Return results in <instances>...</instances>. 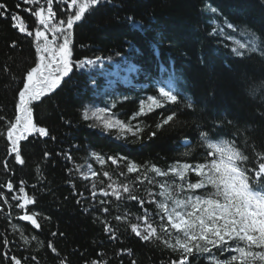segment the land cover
Segmentation results:
<instances>
[{"label":"trees","instance_id":"obj_1","mask_svg":"<svg viewBox=\"0 0 264 264\" xmlns=\"http://www.w3.org/2000/svg\"><path fill=\"white\" fill-rule=\"evenodd\" d=\"M0 2L7 5L8 13L0 16V264H13L11 256L21 259L22 264H60L61 260L65 264H91L96 260L100 261L97 264H170L178 260V254L162 242H145L130 229L145 209L154 225L160 223L155 204L149 206L151 197L147 192L158 193L159 182L171 183V176L149 172V177L158 183L142 179L133 184L138 173H127L124 161L112 164L107 154L126 156L145 167L154 164L162 170L177 160L204 163L206 151L201 146L200 133L207 132L216 141H235L252 157L246 167L257 166L261 160L256 153H264V53L257 51L261 56H255L245 52L237 62H224L220 55L225 54L217 49L212 36L206 38L204 28L208 23L219 26L220 41L231 51L237 46L235 41L250 39L246 32L264 39V24L243 27L246 23L237 16V9L244 13L254 3L264 4V0H110L96 6L73 27L72 59L102 60L92 66L74 67L53 93L33 104V121L46 128L48 135L33 132L20 141L23 164L10 153L7 126L14 122L18 91L26 72L35 66V54L31 41L17 32L10 17L15 14L25 25L36 27L32 13L40 5L46 7V3ZM69 2L54 0L53 10L63 12V19L70 11ZM212 9L217 11L213 13ZM220 10H229L225 13L228 19H222ZM129 18L140 27L130 25ZM253 19L264 23L262 14L254 12ZM225 21L235 23V28L228 29ZM145 62L156 80L146 75ZM188 82L200 86L196 96L199 104L194 109L178 107L187 97L180 90ZM174 83L177 88L171 86ZM161 88L173 91L177 101L148 112L145 98L149 93L159 98ZM141 101L145 102L147 114L137 116ZM99 109H108L106 115L125 123L139 124L143 131L138 137L128 133L118 139L115 129L109 133L91 127L99 123L91 115ZM85 110L89 119H84ZM171 113L176 114L174 120L157 129L156 124ZM241 140L254 149L244 148ZM187 151L191 154L185 157ZM93 152L106 163L101 165L91 155ZM89 169L98 176L91 177ZM104 172H109L110 177ZM189 179L195 182L199 178L190 173ZM8 182L13 184L11 190L6 186ZM121 183L133 186L134 194L142 197L145 204L112 196L108 185ZM101 188L109 195L104 196ZM25 196L33 198L34 203L22 209L18 204ZM32 213L38 214L39 228L19 218ZM118 215H127L128 220H116ZM105 222L112 226L116 239L104 231ZM214 255L227 259L229 253ZM192 264L211 262L205 256L193 259Z\"/></svg>","mask_w":264,"mask_h":264},{"label":"snow or ice","instance_id":"obj_2","mask_svg":"<svg viewBox=\"0 0 264 264\" xmlns=\"http://www.w3.org/2000/svg\"><path fill=\"white\" fill-rule=\"evenodd\" d=\"M30 4H39V0H27ZM63 3L64 0H58ZM110 0H70L67 9L70 10L66 19L56 21L57 13L53 10L54 0H45L46 7L40 5L32 15L38 18V25L34 33L35 50L38 61L25 74L23 87L18 91V102L15 105L16 115L14 122L10 121L7 126V139L11 142L10 153L15 154V160L23 164L21 157L20 141L27 139V135L33 132L41 136H47L46 128L38 127L33 121V104L40 102L43 97L53 93L69 77L74 67L83 68L92 66L101 61V57L74 61L72 49V30L75 24L81 22L86 13L90 14L94 8ZM7 5L0 2V16L8 15ZM217 10L212 9L215 13ZM13 27L19 32L33 36L21 18L15 14L11 15ZM134 27H140L133 18H129ZM17 21H20L17 23ZM228 29L235 26L225 21ZM42 26V27H41ZM219 26L213 31H218ZM48 33H51L49 39ZM250 39L241 43L235 41L236 47L232 49L235 55L243 57L245 52L264 53V39L256 36L255 33L246 32ZM231 39V37H229ZM13 42V47L15 46ZM147 101L148 112L161 108L167 102H176L177 95L173 91L159 90V98L149 96ZM191 107V104L188 105ZM108 109H99L92 112V117L99 123L90 125L99 127L102 132L117 130V138L128 133L139 136L143 129L139 124L133 126L130 123L115 118L114 115H106ZM145 102L141 101L137 116L146 115ZM175 113L163 118L156 128L168 125L175 118ZM84 119H89V112L85 110ZM135 118V117H134ZM3 134V133H0ZM155 132L151 135L155 136ZM201 146L206 148L207 156L204 163H189L180 160L175 161L167 170H162L152 164L147 167L129 161L126 156H108L107 160L112 164L120 161L126 163L127 173H138L136 181L148 180L149 183H158L154 177L150 178L148 173L155 176H171L172 182L167 180L159 182V192L148 191L151 197L149 206L155 204L157 215L160 216V223L154 225L147 209L143 215L136 217L137 223H131L130 229L137 237L145 242L160 241L165 248L178 254V260H171L170 264H192L193 259L205 257L211 264H264V153H256V158L261 162L252 168L246 167L250 164L252 157L246 154V150L239 147L232 140H213L209 133H200ZM190 151L185 152V157ZM48 153H45L47 156ZM101 164L105 159L99 153H91ZM208 157H211L209 160ZM68 159H71L69 156ZM7 168V164H5ZM143 171L141 172V170ZM71 171V169L69 170ZM91 177H97L98 173L89 169ZM194 173L199 179L192 182L189 174ZM85 179L88 174H83ZM104 176L110 177L109 172ZM124 175V173H121ZM179 181V182H178ZM103 183V181H101ZM7 188L12 189L13 184L7 183ZM112 189L111 195L117 200L127 199L137 201L141 206L145 200L134 194L133 186L128 183H121L118 186L108 185ZM92 188H96L93 183ZM198 190H200L198 192ZM19 191L24 193L25 189L20 187ZM104 196L109 192L101 188ZM147 191V189H146ZM124 194H127L125 197ZM96 196V192H92ZM159 197V199H157ZM34 199L25 196L18 207L25 208L33 204ZM79 203V201H78ZM101 203H105L101 201ZM108 212V208L103 209ZM37 213L24 214L19 218L30 221L36 228L40 227L37 221ZM116 220H128L127 215H118ZM104 231L111 233V239H116V233L112 226L105 222ZM56 233H53L55 235ZM62 235V234H61ZM5 244L8 241H4ZM49 247H52L49 244ZM52 251L56 252L55 247ZM131 252V250H122ZM214 253H229L227 259H220ZM235 253V254H233ZM13 264H22L21 259L11 256ZM60 264H65L64 260ZM91 264H97L92 261ZM132 264H136L132 261Z\"/></svg>","mask_w":264,"mask_h":264},{"label":"bare ground","instance_id":"obj_3","mask_svg":"<svg viewBox=\"0 0 264 264\" xmlns=\"http://www.w3.org/2000/svg\"><path fill=\"white\" fill-rule=\"evenodd\" d=\"M229 1H233V0H229ZM240 1V0H239ZM242 2H243V0H241ZM257 2V1H256ZM251 9H248V10H246V12H244V13H242L241 11L239 12V10L237 9V11L239 12H237V16L240 18V20H242V22H245L246 24H243V27L244 26H246V27H251V26H253L251 23H256L255 24V26L256 25H258V26H260V24L262 25V24H264V23H260V22H258V21H256V20H254L253 19V14H254V12L256 13V14H258V15H264V4L263 3H254V4H252L251 6ZM29 9L27 8V10H26V13L28 14L29 13ZM58 11V10H57ZM221 12V15H220V13H219V15L220 16H222V19H224V20H226V19H228V15H226L225 13H228L229 12V10L228 11H222V10H220ZM254 11V12H253ZM58 13L59 14H57L56 15V21H58L59 19H63L64 18V14H63V12H61V11H58ZM35 18L36 19V21H37V23L35 24V26L37 27V25H38V18L37 17H35V16H33L32 15V18ZM223 20V21H224ZM237 20H239V19H237ZM239 20V21H240ZM130 25L132 24V23H129ZM27 27H28V30H30V31H32L33 32V36H28L26 33H21V32H19V30H17V32L19 33V34H21L22 36H25V37H27L30 41H31V43H32V47H33V49H34V54H35V63L38 61V57H37V54H36V50H35V43H34V33H35V29H36V27H30L29 25H26ZM234 26H235V23H234ZM42 27V26H41ZM214 28H216L214 25H212V24H210V23H208L207 25H206V27L204 28V32L206 33L205 35H206V38H208L209 39V37H211V38H214V40L218 43V46H217V49L219 50H221V52L222 53H224L225 55H220V59L222 60V61H229V60H233V61H235V62H237V61H239V59H240V56L238 57V56H234L233 55V53H232V51H231V49H230V47L228 46V45H226V44H224L223 42H221L220 40V34H219V31L220 30H218V31H213V29ZM219 29H220V27H219ZM253 29V28H252ZM48 36H49V39H51V33H48ZM249 40V39H248ZM245 41H247V40H242L241 41V43H243V42H245ZM249 53V52H248ZM251 54H254L255 56H261L260 55V53H258V52H255V53H251ZM165 66H167V65H165ZM145 67H147L148 69L146 70V75L148 76V77H150V79H152V80H156V76L155 75H153V73L150 71L151 69L148 67V65H147V63L145 62ZM150 69V70H149ZM149 70V71H148ZM189 83V82H188ZM172 87H176L177 88V85H175V83L174 84H172L171 85ZM198 88L200 89V86H198V85H196V86H193V85H190V83H189V85L188 86H186L185 87V89L184 90H180L181 91V93H183V94H186L187 95V97H185L184 99H182V101L180 102V103H178V107H183V106H185L186 105V108H188V109H194V108H196V106L199 104V102H198V99H197V97H198V94H199V90H198ZM149 92V91H148ZM150 95L149 96H155V97H157V95H154V94H151V93H149ZM149 96H147L145 99H146V101H147V98L149 97ZM197 96V97H196ZM148 102V101H147ZM148 103H150V102H148ZM189 104H191V107H189L188 105ZM242 141V140H241ZM117 143H119L117 140H116V144ZM241 144H242V146L244 147V148H248L249 147V145L248 144H245L243 141L241 142ZM250 148H248V150H249ZM254 149V148H253ZM252 148L250 149V150H253ZM256 149V148H255ZM204 151H206V148L204 149ZM111 152H109L108 154H107V157L108 156H112L111 154H110ZM207 156V151L204 153V161H205V157ZM209 158V157H208ZM171 179H173L172 177H171ZM179 182V181H178ZM138 183V182H137ZM158 217H160V216H158ZM96 261H98V262H100L99 260H96Z\"/></svg>","mask_w":264,"mask_h":264}]
</instances>
